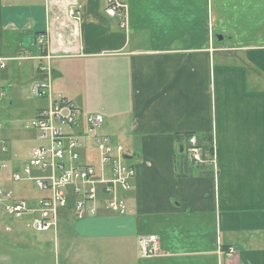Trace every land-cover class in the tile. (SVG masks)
Listing matches in <instances>:
<instances>
[{"label":"crops","instance_id":"1","mask_svg":"<svg viewBox=\"0 0 264 264\" xmlns=\"http://www.w3.org/2000/svg\"><path fill=\"white\" fill-rule=\"evenodd\" d=\"M123 1L127 30L103 0H0V58L33 62L29 86L48 64L52 95L101 115L93 135L109 133L135 170L125 216L67 231L76 263L229 264L232 248L231 260L264 264V0ZM25 65L10 79L0 70V104L12 103L7 88L20 102ZM35 99L31 117L49 106ZM72 134L80 162L96 161L85 123ZM188 136L214 167L189 161ZM1 172L0 191L34 201L15 198L7 183H24ZM151 235L160 254L142 257L137 239Z\"/></svg>","mask_w":264,"mask_h":264},{"label":"built area","instance_id":"2","mask_svg":"<svg viewBox=\"0 0 264 264\" xmlns=\"http://www.w3.org/2000/svg\"><path fill=\"white\" fill-rule=\"evenodd\" d=\"M105 3V14L111 18H121L120 28L127 30L126 11L127 7L123 0H103ZM74 11H71V14ZM48 59V58H47ZM3 59H0V70L3 68ZM43 80L37 82L36 88L30 90L35 98H47L50 105L36 113V116L30 120V127L36 128L40 132V139L46 141L45 146L36 147L30 154L29 165L24 166L21 172H13L11 180L14 182H26L34 185L36 189L45 190L48 196L36 201L38 213L45 221L52 220L56 215V209L66 206L68 190L67 186H72L78 196L74 204V213L82 218L92 214L93 207L87 203L92 202L96 197L94 186V177L98 173L91 166L79 165L77 149L81 147L80 137L66 136L65 130H71L78 126L79 111L76 105L65 99H53L51 94V77L49 75V65L41 66ZM85 125L88 126V133L95 131L103 123L100 115H89L85 118ZM99 152V169H108V176L99 174V180L105 185V193L112 194L117 187L121 190H128V180L133 171L124 165V149L121 145L113 144L108 137L101 136L95 141ZM187 148L188 159L196 165H204L208 160L203 156L201 148L197 145L194 137L189 138ZM2 152H6L2 148ZM212 161V160H211ZM210 161V162H211ZM75 162V163H74ZM213 162V161H212ZM80 166L82 170L74 168ZM6 166L0 162V170ZM47 173L45 176L44 173ZM83 190V191H82ZM0 201L4 205V214L7 216L24 215L26 212L33 213L34 207L28 205L23 200L12 201L11 192L0 191ZM106 207L124 214V202L118 199H112L106 204ZM86 210V212H85ZM39 225H41L39 223ZM139 255L142 257L155 256L160 252L158 238L154 235L142 236L137 239ZM228 255H234L233 249L228 250Z\"/></svg>","mask_w":264,"mask_h":264},{"label":"rangeland","instance_id":"3","mask_svg":"<svg viewBox=\"0 0 264 264\" xmlns=\"http://www.w3.org/2000/svg\"><path fill=\"white\" fill-rule=\"evenodd\" d=\"M3 35L5 37L4 41H10L11 37L9 35ZM22 45L25 47L33 46L30 41L28 42L26 37L24 38V41H22ZM15 54H18V51H16ZM0 59L4 60L3 68L6 69L8 67V71L4 69L7 71V74L11 71V73H9L7 76L8 79H10L13 75V66L16 68L17 65L27 64L25 65L27 66V72L20 79H14L16 86H19L22 83L24 85L22 89L19 90L17 97L20 102L17 101V103H14L15 101L12 100L13 96L11 90L7 88L5 92V100L12 103L11 105H8L4 102L0 104V124L2 127H0V139L3 138L8 140V144L10 145L9 161L7 163L8 166L6 165V169L3 170L5 178L8 179L9 177L11 178L12 174L11 171L9 172L10 175L7 174L8 169L12 170L15 168H24V166L29 165L30 154L32 150L36 147L38 148L45 146L47 143L46 141L40 139V132L36 128H31L29 123L30 120L36 116L35 113V115L31 117L34 105L37 103L35 102V97L32 94L30 95V90H34L37 86V82H40L35 80L31 82L30 86L28 85L30 75L32 73V71H30L29 64L33 62H25V60L21 57L14 59ZM52 98L56 99L57 97L52 95ZM46 100L50 105V101L47 98ZM85 118L86 116H82L81 114L79 115L77 122L79 127L83 126ZM85 127L87 131L88 126L85 125ZM64 132L67 136H71L70 130H65ZM94 133L95 131L93 130L87 134L92 139L93 146L96 148L95 150L98 154V160L96 159V161H89L88 164L86 163L84 166H82H91L96 173L98 172L94 177V186H92V189H94V187L96 189V197L92 202L87 203L89 207L94 208L92 214L82 218H79L75 215L74 204L78 199V196L76 195L77 191H75L72 186H67L66 189L68 190L69 194L66 198V206L56 209L55 217L52 220L45 221V224H43L41 223L42 219L45 220L46 217L50 215L42 217L40 213H38V205L41 206V204L40 202L36 203V201H40L41 199L47 197L48 192L45 190L40 191L39 189H36L34 185L26 182H17L24 183L19 184L20 186H17L13 183H7V186L16 194L15 198L34 197L32 199L34 201L22 200L28 203L27 206H33L35 209L33 213L26 212L24 215L3 216L4 205L6 203L0 201V264H77L75 258L77 259L78 256H80L78 252L80 247L79 245L77 246V243L72 240L73 238H71L67 232L72 228L71 226L74 223L77 224L78 222L84 220L97 221L104 217L116 218L126 215L128 208L123 196L129 193L132 189L135 170L127 163V160L123 161L124 165L131 169L134 174H132L131 178L128 180V190L123 191L117 187L114 193L106 194L105 185L101 182V180H99V174L107 177L108 169L104 168L102 170L100 168L98 171L99 152L95 144L96 135H93ZM107 134L109 136V133ZM73 137L77 138V134ZM1 153H3L2 150ZM206 159L209 160V157L207 156ZM2 160L6 163L5 159H0V162H2ZM212 161H208L207 164H210L212 167H214V163ZM79 167L80 166H74V168L77 170H82ZM3 174L1 172L2 176ZM46 174L47 173L45 172L43 176ZM114 198H119L124 202V214H120L106 207V204ZM17 200L12 197V201ZM39 223L41 225H39ZM158 254H160V252H158L156 255ZM235 254L231 255L232 258H230L229 264H239L238 261L231 260L236 258L237 255Z\"/></svg>","mask_w":264,"mask_h":264},{"label":"trees","instance_id":"4","mask_svg":"<svg viewBox=\"0 0 264 264\" xmlns=\"http://www.w3.org/2000/svg\"><path fill=\"white\" fill-rule=\"evenodd\" d=\"M211 150H212V147H211V144L209 143V144H208L207 151H210V153H211ZM221 249H222V247H221Z\"/></svg>","mask_w":264,"mask_h":264},{"label":"bare ground","instance_id":"5","mask_svg":"<svg viewBox=\"0 0 264 264\" xmlns=\"http://www.w3.org/2000/svg\"><path fill=\"white\" fill-rule=\"evenodd\" d=\"M8 62V61H7ZM6 65H7V63H6ZM31 129V128H30ZM33 130V129H32ZM36 132V131H35ZM67 136V135H66ZM73 136V135H72ZM185 144V143H184ZM97 152V151H96ZM209 157V156H208ZM212 157V156H211ZM98 160V159H97ZM190 165V164H189ZM134 175V174H133ZM134 179V178H133ZM69 194V193H68ZM46 195H47V193H46ZM70 196V195H69ZM125 196V195H124ZM124 196H123V198H124ZM126 197V196H125ZM125 200H126V198H125ZM58 218H59V216H58ZM45 232V231H44ZM50 232V231H49Z\"/></svg>","mask_w":264,"mask_h":264},{"label":"water","instance_id":"6","mask_svg":"<svg viewBox=\"0 0 264 264\" xmlns=\"http://www.w3.org/2000/svg\"><path fill=\"white\" fill-rule=\"evenodd\" d=\"M125 159H127V157H125Z\"/></svg>","mask_w":264,"mask_h":264}]
</instances>
